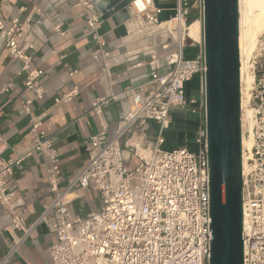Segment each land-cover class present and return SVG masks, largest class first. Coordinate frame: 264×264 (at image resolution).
Segmentation results:
<instances>
[{
    "label": "built area",
    "instance_id": "1",
    "mask_svg": "<svg viewBox=\"0 0 264 264\" xmlns=\"http://www.w3.org/2000/svg\"><path fill=\"white\" fill-rule=\"evenodd\" d=\"M69 1L75 8L83 9L86 25L97 46L93 59L102 62V75L113 81L112 52L100 34L103 14L90 0ZM172 1L174 14L163 22L159 19L163 10L155 0L132 1L127 35L150 44L147 64L154 73L144 83L128 86L116 95L92 103L86 114L100 119L111 101L126 102L128 108L113 135L102 123L101 130L89 137L85 144L88 158L81 171L64 187L61 186L60 155L52 139L40 130L42 123L30 108L33 101H41L45 96L44 71L32 68L29 51L33 45L21 42L31 31V20L16 18L6 25L0 15V37L5 49L12 58L22 62L27 74L25 91L30 98L24 111L30 115L35 134L30 149L0 163V207L11 219L4 230L12 237V245L0 264H9L40 225L57 238L49 248L52 264H209L212 231L206 126L198 133L196 152L187 147L164 148L172 113L195 105L186 93V84L195 76L201 80V107L205 113L204 50L191 59L185 53L189 45L197 43L190 38L193 10L198 8L197 20L202 23L204 4L203 0ZM55 31L61 33V27L56 26ZM144 64L138 62L132 68H141ZM161 69L165 72L159 73ZM252 75L246 106L252 111V118L246 119L252 146L245 153L246 169L243 167V240L245 264H264V47L254 57ZM12 86L7 84L2 92ZM79 94L80 88L74 86L70 92L55 98V103L69 105ZM150 122H155L158 130L148 143ZM138 129L142 132L130 148L137 161L130 165L122 143L127 137L133 138ZM5 144L0 135V151ZM37 152L47 157L51 203L32 225H27L22 203L10 179L14 169ZM80 190L99 193L103 203L100 211L85 218L72 213V195Z\"/></svg>",
    "mask_w": 264,
    "mask_h": 264
},
{
    "label": "crops",
    "instance_id": "2",
    "mask_svg": "<svg viewBox=\"0 0 264 264\" xmlns=\"http://www.w3.org/2000/svg\"><path fill=\"white\" fill-rule=\"evenodd\" d=\"M90 1L103 14L100 34L112 52L113 81L102 75V62L94 61L97 46L86 25L83 9L75 8L72 1L0 0V15L6 25L16 18L31 20V31L21 42L23 45H33L29 51L33 58L32 68L44 71L42 83L45 96L41 101H33L30 108L42 123L40 130L52 139L60 155L62 187L83 168L88 158L85 144L89 137L101 130L102 123L113 135L128 108L126 102L111 101L100 119L86 114L92 103L96 99L116 95L128 86L144 83L154 73V69L147 64L152 48L150 44L127 35L126 23L133 13V0ZM155 3L163 10L160 15L164 17L162 22L174 14L172 0H155ZM192 15L199 18L197 7ZM56 26L61 27V33L55 31ZM202 50L201 43L197 41L186 48V57L195 58ZM138 62L145 64L141 68H132ZM74 71L77 73L71 76ZM158 72L164 73L165 70ZM26 79L22 62L9 55L0 37V135L6 142L0 151V163L24 153L35 141L30 115L24 111V105L30 98L25 91ZM9 83L13 84L12 88L2 92ZM74 86L80 88V94L71 104L55 103V98L70 92ZM186 93L195 105L172 113L171 128L165 133L164 148L167 150H172V140H179L181 147L189 145L192 139L196 141L200 129L205 126L201 80L198 76L186 84ZM149 126L148 143L153 141L158 130L155 122H150ZM192 131L196 134L191 135ZM141 132L138 129L133 138L127 137L122 143L130 165L137 161L131 155L130 148ZM47 169L46 155L37 152L15 168L10 179L22 203V214L27 225H32L51 203ZM72 198V213L80 218L100 211L103 205L99 193L93 190L77 191ZM10 221L9 215L0 207V263L12 245V237L4 230ZM56 240L55 234L40 225L9 264H52L49 248Z\"/></svg>",
    "mask_w": 264,
    "mask_h": 264
},
{
    "label": "water",
    "instance_id": "3",
    "mask_svg": "<svg viewBox=\"0 0 264 264\" xmlns=\"http://www.w3.org/2000/svg\"><path fill=\"white\" fill-rule=\"evenodd\" d=\"M209 264H245L239 0H203Z\"/></svg>",
    "mask_w": 264,
    "mask_h": 264
},
{
    "label": "bare ground",
    "instance_id": "4",
    "mask_svg": "<svg viewBox=\"0 0 264 264\" xmlns=\"http://www.w3.org/2000/svg\"><path fill=\"white\" fill-rule=\"evenodd\" d=\"M240 7V57H241V84H242V110H243V167L246 169V156L247 150H251L252 143L249 144L244 136L245 120L246 116L248 119L252 118V111H247L246 108V97L244 85L248 86L251 84L252 77L248 75V64H244V47L248 53H251L258 40L264 37V0H239ZM202 24L200 21L192 22L190 26V38L195 41L202 40Z\"/></svg>",
    "mask_w": 264,
    "mask_h": 264
},
{
    "label": "rangeland",
    "instance_id": "5",
    "mask_svg": "<svg viewBox=\"0 0 264 264\" xmlns=\"http://www.w3.org/2000/svg\"><path fill=\"white\" fill-rule=\"evenodd\" d=\"M194 18H195L194 16H191V19H194ZM159 19H160V21H162L164 19V17L161 16V17H159ZM201 42H202V40H201ZM257 43L258 44H256L255 49L251 53H248V51L246 49V46L244 47V64L245 63H249L248 64L249 67H248V72L247 73H248V75L250 77L253 76L252 75V66H253L254 57L264 47V37L260 38ZM251 87H252V81H251V84L249 86L247 84L244 85L245 94H246L245 97H246V102L247 103H248L249 98H250V93H251L250 90H251ZM246 106H247V104H246ZM249 110H250L249 108H245V114L246 115H247V111H249ZM246 119H247V116H246ZM246 122L247 121L245 120V123H244L245 124L244 136L246 138L247 143L249 144V146H248V148H249L250 147V142H249L250 140H249L248 134L246 132L247 131L246 130L247 129ZM190 134L191 135H195L196 133H195V131H192ZM171 142L172 143L170 144V148L174 149V148H178V147L180 148L181 147V146L178 145L179 140H172ZM184 147H185V145H183L181 148H184ZM186 147H188V149H190V151H192V152H196L197 149H198V145H197V143H196V141L194 139H192L191 142H190V144L187 145Z\"/></svg>",
    "mask_w": 264,
    "mask_h": 264
},
{
    "label": "trees",
    "instance_id": "6",
    "mask_svg": "<svg viewBox=\"0 0 264 264\" xmlns=\"http://www.w3.org/2000/svg\"><path fill=\"white\" fill-rule=\"evenodd\" d=\"M192 16H193V15H192ZM195 20H197V18L192 19V22L195 21Z\"/></svg>",
    "mask_w": 264,
    "mask_h": 264
}]
</instances>
